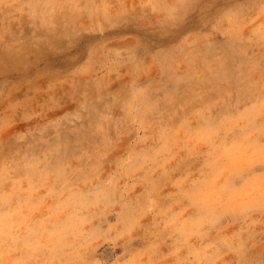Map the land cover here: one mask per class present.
<instances>
[{
    "label": "rangeland",
    "instance_id": "obj_1",
    "mask_svg": "<svg viewBox=\"0 0 264 264\" xmlns=\"http://www.w3.org/2000/svg\"><path fill=\"white\" fill-rule=\"evenodd\" d=\"M262 145L264 0H0V264H264Z\"/></svg>",
    "mask_w": 264,
    "mask_h": 264
},
{
    "label": "clouds",
    "instance_id": "obj_2",
    "mask_svg": "<svg viewBox=\"0 0 264 264\" xmlns=\"http://www.w3.org/2000/svg\"><path fill=\"white\" fill-rule=\"evenodd\" d=\"M232 195L237 197H254L264 200V171L250 172L241 188Z\"/></svg>",
    "mask_w": 264,
    "mask_h": 264
},
{
    "label": "snow or ice",
    "instance_id": "obj_3",
    "mask_svg": "<svg viewBox=\"0 0 264 264\" xmlns=\"http://www.w3.org/2000/svg\"><path fill=\"white\" fill-rule=\"evenodd\" d=\"M260 152H261V155H260V159H259L258 163L260 164V170L264 171V145L261 146ZM255 163L256 162H253V164H255ZM260 210L262 212H264V200H261Z\"/></svg>",
    "mask_w": 264,
    "mask_h": 264
}]
</instances>
